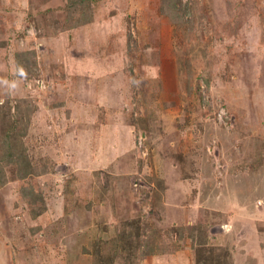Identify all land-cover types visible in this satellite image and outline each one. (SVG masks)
<instances>
[{
    "label": "rangeland",
    "instance_id": "1",
    "mask_svg": "<svg viewBox=\"0 0 264 264\" xmlns=\"http://www.w3.org/2000/svg\"><path fill=\"white\" fill-rule=\"evenodd\" d=\"M0 183V264H264V0H0Z\"/></svg>",
    "mask_w": 264,
    "mask_h": 264
},
{
    "label": "trees",
    "instance_id": "2",
    "mask_svg": "<svg viewBox=\"0 0 264 264\" xmlns=\"http://www.w3.org/2000/svg\"><path fill=\"white\" fill-rule=\"evenodd\" d=\"M171 18H173V15L171 16ZM3 183H0V186L2 185Z\"/></svg>",
    "mask_w": 264,
    "mask_h": 264
}]
</instances>
